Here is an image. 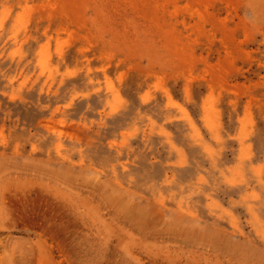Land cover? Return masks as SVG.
I'll return each mask as SVG.
<instances>
[{"label": "rangeland", "instance_id": "1", "mask_svg": "<svg viewBox=\"0 0 264 264\" xmlns=\"http://www.w3.org/2000/svg\"><path fill=\"white\" fill-rule=\"evenodd\" d=\"M0 264H264V0H0Z\"/></svg>", "mask_w": 264, "mask_h": 264}]
</instances>
